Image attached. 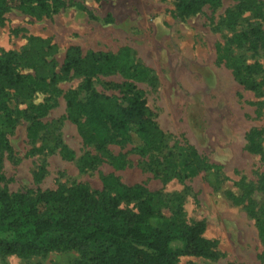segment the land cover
<instances>
[{
  "label": "rangeland",
  "instance_id": "374dc122",
  "mask_svg": "<svg viewBox=\"0 0 264 264\" xmlns=\"http://www.w3.org/2000/svg\"><path fill=\"white\" fill-rule=\"evenodd\" d=\"M256 2L259 16L241 0L207 3L184 16L178 15L175 0H64L61 8L47 13L5 12L0 54H18L30 36H37L56 45L49 59L59 72L69 46H77L82 55L128 52L135 64L131 76L121 70L99 74L92 88L120 101L125 83L141 90L165 142L153 151L131 131L107 144L109 156L101 157L66 116L64 93L83 79L69 75L56 82L57 93H36L30 100L11 97L10 115L0 113L7 145L0 150V189L33 195L85 184L108 191L103 179L113 176L154 193L153 206L164 218L205 222L204 236L214 243L215 256L179 255L175 264H264V74L250 76L261 84L255 92L234 77L228 64L233 59L264 65V51L234 40L253 25L264 30V0ZM230 14H235L233 22ZM15 64L19 72L32 73L18 58ZM85 97L84 92L78 95ZM42 102L49 107L39 115L31 105ZM35 121L43 128L32 135ZM253 129L260 131L261 153L246 149ZM190 150L212 167L190 175L184 168ZM91 157L98 160L83 164ZM180 248L178 240L170 243L172 251ZM81 259L73 249L27 257L0 254V264H77Z\"/></svg>",
  "mask_w": 264,
  "mask_h": 264
},
{
  "label": "trees",
  "instance_id": "16d2710c",
  "mask_svg": "<svg viewBox=\"0 0 264 264\" xmlns=\"http://www.w3.org/2000/svg\"><path fill=\"white\" fill-rule=\"evenodd\" d=\"M218 1L175 0V8L178 15L184 16L196 13L204 4ZM241 2L253 15L261 14L256 0ZM63 5L64 0H0V23L3 14L11 8L38 14L56 11ZM234 19L235 14H230L229 20ZM234 40L238 45L248 42L253 51H264V30L258 25L237 34ZM56 52L55 44L30 36L18 54L12 51L0 54V113L10 115L8 101L11 97L30 100L36 93L52 95L58 92V80L78 75L83 78L80 85L64 93L66 116L76 125L83 141L96 146L101 157L109 156L105 149L107 144L118 142V138L131 131L146 141L151 150L162 149L164 134L141 90L125 83L124 98L120 101L92 88V78L99 74L121 70L125 76H131L129 70L135 64L128 52L82 55L77 46H69L59 72L49 59ZM16 58L32 73L19 72ZM228 64L234 77L246 88L255 92L260 89V82L250 76L264 74V65L241 64L233 59H229ZM80 92L86 93L83 100L78 98ZM48 107L46 102L31 105L39 115ZM42 128L43 125L35 121L30 133L35 135ZM259 135L257 129L248 132L246 149L249 152H262ZM3 147L7 145L0 131V150ZM97 160L91 157L84 159L83 164L90 166ZM184 161L190 175L212 167L194 150L186 153ZM161 175L168 177L166 173ZM3 179L0 172V182ZM103 183L108 191L91 190L85 184L37 190L33 195L0 189V254L27 257L73 249L82 255L77 264H175L179 255L215 256L214 243L204 236L203 220L190 223L179 218L168 220L154 208L155 194L142 185L121 184L113 176L105 177ZM122 203H133V206L123 208ZM174 240L181 243L176 251L170 249Z\"/></svg>",
  "mask_w": 264,
  "mask_h": 264
}]
</instances>
